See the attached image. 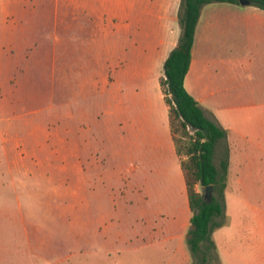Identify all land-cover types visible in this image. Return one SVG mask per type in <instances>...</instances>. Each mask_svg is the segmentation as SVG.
Listing matches in <instances>:
<instances>
[{
	"label": "crops",
	"instance_id": "crops-1",
	"mask_svg": "<svg viewBox=\"0 0 264 264\" xmlns=\"http://www.w3.org/2000/svg\"><path fill=\"white\" fill-rule=\"evenodd\" d=\"M180 1L100 0L105 9L87 13L96 20L95 24L106 19L99 37H94V43L98 41L97 46L109 58L106 75L101 72L95 81L100 80L107 88L99 110L105 116L103 124L111 122L119 132L122 158L129 166L103 167L108 158L97 155H89L86 160L76 142L79 154L73 156V183L67 186L64 154L59 160L61 170L51 173L33 168L43 163L41 157L33 154H29L28 169L26 157L15 154L11 140L5 139L1 145L0 179L9 177L24 186L28 206L29 196L32 200L42 193L51 199L55 197L59 208L56 210L62 211L65 219L67 194L71 195L68 207L73 211L75 237L79 243H101L92 255L97 259L93 264L191 262L186 234L192 212L169 127V108L159 83L164 76V62L181 34ZM77 14L76 10L71 19ZM13 62L1 59L0 51V112L12 105L15 97L7 87L8 82L12 83L9 75ZM184 87L207 119L232 132L235 146L249 143L250 159L263 172L264 10L240 3L204 6L195 29ZM96 109L97 102L91 110ZM235 159L239 161V156L235 155ZM87 162L85 169L83 164ZM36 182L42 185L38 187L41 192L33 189ZM197 190L200 192L199 186ZM34 201L41 199L36 197ZM234 207V230L248 229L255 234L256 242L257 217L243 216L237 204ZM228 233L230 230L219 234L217 248L222 249ZM30 235L31 229L25 227V258L16 264L46 262L37 250L46 252L47 242H35ZM255 247L256 243V251ZM8 251L0 242V264H6Z\"/></svg>",
	"mask_w": 264,
	"mask_h": 264
},
{
	"label": "rangeland",
	"instance_id": "rangeland-1",
	"mask_svg": "<svg viewBox=\"0 0 264 264\" xmlns=\"http://www.w3.org/2000/svg\"><path fill=\"white\" fill-rule=\"evenodd\" d=\"M104 9L100 0H0L1 59L15 61L9 75L12 83H7L15 94L13 104L0 112V149L3 140H11L15 154L26 157L28 169L29 154H33L43 159L42 164H32L33 168L51 173L61 170L59 160L64 154L67 186L73 183V156L79 154L76 142L86 160L89 155H97L108 158L103 167L129 166L122 158L119 132L113 123L103 124L105 116L99 110L107 88L100 80L95 81L101 77V72L102 76L104 72L106 75L109 58L106 59L105 51L97 46L98 41L94 43V37H99L104 27L101 24H105L106 19L101 18L102 23L95 24L96 20L90 19L87 13ZM76 10L79 14L71 19ZM4 76L2 72L1 78ZM95 102L98 110H91ZM175 138L180 160H185L181 152L185 140L178 134ZM250 152L249 143L235 146L231 131L216 145L213 161L220 174L223 163H227L222 193L224 213L215 218V224L220 226L210 234L219 264H264V170L260 173V166L251 161ZM235 155L239 156V161ZM88 165L87 162L83 167L87 169ZM36 183L33 189L41 192L38 187L42 185ZM199 190L203 192L201 186ZM27 197L25 187L18 181L12 182L9 177L0 179V242L9 249L6 264L24 260L25 227L31 229L30 236L35 242H47L44 244L46 252L40 251L41 248L37 250L46 262L37 264H93L97 261L92 255L101 243L95 240L79 243L75 237L73 211L68 207L71 195L67 194L65 219L63 212L56 210L59 208L55 197L51 199L42 193L36 196L41 201L35 202L36 197L32 200L29 196V206ZM234 204L243 216L257 217L256 242H253L255 234L248 229L234 230ZM229 230L231 233L225 237L222 249L217 248L219 234ZM30 255L29 252V258ZM190 264H193L192 259Z\"/></svg>",
	"mask_w": 264,
	"mask_h": 264
},
{
	"label": "trees",
	"instance_id": "trees-1",
	"mask_svg": "<svg viewBox=\"0 0 264 264\" xmlns=\"http://www.w3.org/2000/svg\"><path fill=\"white\" fill-rule=\"evenodd\" d=\"M245 1L250 6L264 10V0ZM213 3L238 5L239 0L180 1L178 23L181 34L177 46L164 62V76L159 82L164 101L169 108V127L179 158L180 150L177 148L175 134L185 140L181 148L185 160H180V166L192 212L186 244L193 264H210L213 261L219 264L210 234L212 229L220 226L215 224V218L221 217L224 213L222 193L225 187L227 163H223V171L220 174L213 158L217 143L226 137L227 131L204 116L199 103L184 87L200 12L204 6ZM197 186L202 187V193L197 190ZM208 186H211L212 193L216 194L212 195L210 202L205 199V188Z\"/></svg>",
	"mask_w": 264,
	"mask_h": 264
},
{
	"label": "water",
	"instance_id": "water-1",
	"mask_svg": "<svg viewBox=\"0 0 264 264\" xmlns=\"http://www.w3.org/2000/svg\"><path fill=\"white\" fill-rule=\"evenodd\" d=\"M239 3L242 5V6H247L249 5V3L245 0H239ZM211 197H212V187L211 186H208L205 188V199L207 202H210L211 201Z\"/></svg>",
	"mask_w": 264,
	"mask_h": 264
}]
</instances>
